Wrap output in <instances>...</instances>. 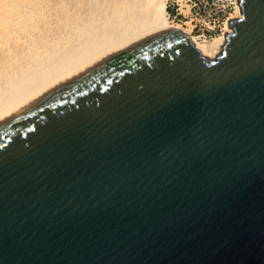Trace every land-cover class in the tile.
Instances as JSON below:
<instances>
[{
  "label": "water",
  "instance_id": "water-1",
  "mask_svg": "<svg viewBox=\"0 0 264 264\" xmlns=\"http://www.w3.org/2000/svg\"><path fill=\"white\" fill-rule=\"evenodd\" d=\"M214 60L128 40L0 119V264H264V0Z\"/></svg>",
  "mask_w": 264,
  "mask_h": 264
},
{
  "label": "bare ground",
  "instance_id": "bare-ground-1",
  "mask_svg": "<svg viewBox=\"0 0 264 264\" xmlns=\"http://www.w3.org/2000/svg\"><path fill=\"white\" fill-rule=\"evenodd\" d=\"M221 33L192 34L168 17V0H0V119L85 69L120 44L172 27L188 34L210 59L225 44L228 22L241 17L237 0ZM183 13L189 5L177 0Z\"/></svg>",
  "mask_w": 264,
  "mask_h": 264
},
{
  "label": "rangeland",
  "instance_id": "rangeland-1",
  "mask_svg": "<svg viewBox=\"0 0 264 264\" xmlns=\"http://www.w3.org/2000/svg\"><path fill=\"white\" fill-rule=\"evenodd\" d=\"M170 1V0H168ZM199 7L196 9L195 12L192 13V15H189L187 18H182L181 21H178V18L173 19L174 22L180 23L183 26L185 25L184 22L190 20L192 18L191 24L197 23V26L192 31V34L194 35H201L202 33H206L205 28L214 29V32H212V36L221 33L219 30V25L222 26L221 19L219 18L221 13L215 14V11L211 9L208 5L203 7L202 4H197ZM219 6L224 9L222 13H224L223 19L229 16L230 13H233V7L227 0H221L219 1ZM172 20V16L169 17ZM186 26V25H185ZM199 26L201 29H199ZM205 27V28H204ZM204 28V29H203ZM216 58V57H215ZM210 59V60H214Z\"/></svg>",
  "mask_w": 264,
  "mask_h": 264
},
{
  "label": "built area",
  "instance_id": "built-area-1",
  "mask_svg": "<svg viewBox=\"0 0 264 264\" xmlns=\"http://www.w3.org/2000/svg\"><path fill=\"white\" fill-rule=\"evenodd\" d=\"M219 1H221V0H184V2L189 5V8H188L187 13H183L179 3L177 2V0H170L167 2L168 17L172 16V20L175 18H178L177 20L181 21L182 18H187L189 15H192V13L196 11V9L199 8L197 6V4H202L203 7H205L207 5L209 7L212 6L211 9L215 11V14L221 13L219 18L221 19L220 23L222 24V26L219 25V30H220V32H222L227 17L225 19H223L224 13H222V12L224 11V9L219 6ZM192 20L193 19L190 18L189 21L191 22ZM196 26H197V23H194L192 25V31L194 30V28ZM209 28H212V27H209ZM209 28L208 27L205 28L204 30H206V33L201 34L204 38L209 39L212 37L211 34H212V32H214V29H209ZM199 29H201L200 26H199Z\"/></svg>",
  "mask_w": 264,
  "mask_h": 264
},
{
  "label": "snow or ice",
  "instance_id": "snow-or-ice-1",
  "mask_svg": "<svg viewBox=\"0 0 264 264\" xmlns=\"http://www.w3.org/2000/svg\"><path fill=\"white\" fill-rule=\"evenodd\" d=\"M241 19H243V17H241Z\"/></svg>",
  "mask_w": 264,
  "mask_h": 264
}]
</instances>
